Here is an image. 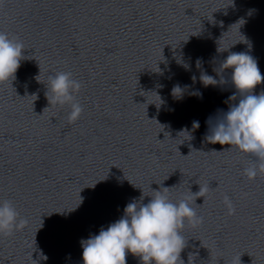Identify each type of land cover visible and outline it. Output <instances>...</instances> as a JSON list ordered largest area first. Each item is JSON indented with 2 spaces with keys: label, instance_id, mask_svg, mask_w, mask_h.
I'll return each mask as SVG.
<instances>
[{
  "label": "water",
  "instance_id": "95a60500",
  "mask_svg": "<svg viewBox=\"0 0 264 264\" xmlns=\"http://www.w3.org/2000/svg\"><path fill=\"white\" fill-rule=\"evenodd\" d=\"M0 31L24 47L0 82V201L19 212L0 264H81V238L156 189L203 218L181 229L185 264H264V170L244 172L261 161L205 139L236 89L200 80L219 79L229 51L250 52L264 73V0H0ZM59 71L81 82L75 121L69 103L46 107ZM176 83L190 85L182 99Z\"/></svg>",
  "mask_w": 264,
  "mask_h": 264
},
{
  "label": "clouds",
  "instance_id": "9594fccd",
  "mask_svg": "<svg viewBox=\"0 0 264 264\" xmlns=\"http://www.w3.org/2000/svg\"><path fill=\"white\" fill-rule=\"evenodd\" d=\"M231 45L227 48L218 47V51L227 50ZM22 49V41L10 38L7 32L0 31V82L15 78L24 56ZM201 63L202 58H197V66ZM183 64L186 69L191 68L190 63ZM220 68L219 72L215 69L219 79L202 71L200 80L208 85L230 78L236 89L231 93L230 99L235 102L230 103L227 110H222V114L216 117L215 123L210 125V131L205 134V139L221 145L227 143L229 146H236L255 156L261 163L244 169L249 178H254L259 170H264V89L258 93L255 91L256 86L264 82V73L260 70L257 58L247 51H229ZM228 68L231 69L230 75L225 76V69ZM80 87L81 82L74 79L70 72L59 71L50 75L46 92L49 104L46 107L69 103L71 111L68 119L75 121L83 111V105L74 95ZM189 87L190 85L174 84L171 89L173 97L182 99ZM49 91L51 95L47 94ZM190 94L202 96L199 89ZM159 99L160 105L163 103L160 95ZM199 124V120H194L192 128H198ZM181 131L187 132L191 138L187 127ZM199 192L200 195L197 196H203L201 188ZM145 195L150 194L142 190L138 199L133 198L124 206L123 214L118 219L110 222L107 227L101 226L98 232L81 238V264H127L129 252L137 255L143 264H185L181 252L187 239L181 229L186 219L196 222L203 218L197 216L196 209L187 199L174 202L159 189H156L154 195H150L147 202H144ZM225 199L228 200V197ZM18 216L19 212L10 200L0 201V234H11L18 227ZM26 222L21 220L20 224ZM39 257L44 260L48 258L42 250H39ZM34 260L39 264V260ZM188 262L194 264L193 259L190 261L188 258Z\"/></svg>",
  "mask_w": 264,
  "mask_h": 264
}]
</instances>
